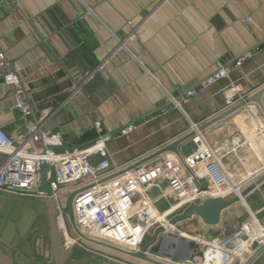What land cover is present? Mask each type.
<instances>
[{
  "label": "crops",
  "instance_id": "1",
  "mask_svg": "<svg viewBox=\"0 0 264 264\" xmlns=\"http://www.w3.org/2000/svg\"><path fill=\"white\" fill-rule=\"evenodd\" d=\"M0 50L34 111L21 116L0 67L1 128L16 136L40 122L69 135L57 149L63 151L90 144L99 124L111 136L110 160L124 163L221 113L230 81L250 96L264 87V0H0ZM220 68L229 78L199 89ZM192 87L194 95L175 101ZM261 100L264 106V94ZM199 133L221 149L225 170L218 184L204 180L206 195L230 197L264 168V108L257 103ZM184 144L181 152L190 153L194 146ZM159 192L151 188L150 197ZM244 202L224 209L217 226L200 229L222 238L247 222L240 220L247 213L262 234L264 186Z\"/></svg>",
  "mask_w": 264,
  "mask_h": 264
},
{
  "label": "built area",
  "instance_id": "2",
  "mask_svg": "<svg viewBox=\"0 0 264 264\" xmlns=\"http://www.w3.org/2000/svg\"><path fill=\"white\" fill-rule=\"evenodd\" d=\"M0 67L6 70L5 83L12 85L15 107L25 119L31 114V105L2 50ZM223 77L229 78L226 69L220 68L206 78L199 89ZM196 92L194 88L186 96ZM222 92V112L242 102L246 104L250 96L236 81H230ZM26 127L25 132L16 136L9 135L0 127V190L35 199L53 198L58 219L63 220L67 233L64 202L70 193H74L72 208L76 228L81 234L130 251H136L147 233L164 224L162 220L167 222L190 203L206 198L207 189L201 190L202 186L207 185L204 180L218 184L222 173H225L218 157L221 149L210 147L201 133L189 140L194 148L188 154H183L181 150L180 154L167 151L138 164L166 143L133 160L114 163L107 149L111 136L104 135L99 124L96 125L98 139L81 148L63 151L57 150L63 147L61 133L46 131L40 122L26 124ZM192 127L195 126L192 124ZM130 128L120 132L125 134ZM42 163L48 165L46 179L50 184V194L40 190ZM163 183L166 186L161 187ZM151 188L160 190L155 199L150 197ZM63 193L62 204L60 200ZM162 200L166 204L164 210L158 207ZM251 220L248 219L222 239L215 240H220V244L225 243L227 248L232 247L229 240L244 232ZM69 236L73 238L74 244L88 253L93 252L88 246L91 243L75 233ZM155 258L158 259L157 256ZM189 263L195 264L190 259Z\"/></svg>",
  "mask_w": 264,
  "mask_h": 264
},
{
  "label": "water",
  "instance_id": "3",
  "mask_svg": "<svg viewBox=\"0 0 264 264\" xmlns=\"http://www.w3.org/2000/svg\"><path fill=\"white\" fill-rule=\"evenodd\" d=\"M20 83L29 99V95L21 80ZM194 88L195 87H192L190 90ZM190 90L178 93L175 101H181ZM263 94L264 87L248 97L247 102H255L261 108H264L261 100ZM244 104L245 103L242 102L229 110L223 111L202 125L196 126L193 124L195 127H192L188 132L176 137L169 143H166L153 154L143 158L138 164L146 162L167 151L180 154V147L182 144L189 141L197 133L205 130L207 127L217 123L224 117L240 109L244 106ZM31 112L34 113L32 106ZM150 114L151 112L146 113L143 117ZM132 123L133 122L130 121L129 124ZM62 138L64 143L63 146H65L66 142H69V135L64 133L62 134ZM96 139H98V137L93 139L90 143L94 142ZM47 170L48 165L46 163H42L40 165V190L50 194V184L46 179ZM261 186H264V168L252 175L248 180L243 181V183L238 186L239 191H233L234 193L230 197L226 198L220 195L207 196L198 202L190 203L180 212L168 219L167 222L169 225H174L178 228L181 222L197 218L201 222L202 226L209 228L217 226L221 221V214L224 209L229 208L236 203L243 202L248 195ZM206 189V186L201 187V190ZM73 196L74 193H70L66 197L63 212L75 235L86 242L104 248L108 252L115 253L122 260L110 258L113 262L112 263L97 258L66 239L62 233L58 216L57 225H55L53 219H51V213L53 210L57 213L53 198L48 197L46 199H35L0 190V264H18L16 261V256H18L17 252L25 257H38L47 264H133L132 262L126 260H137L148 264H170L165 261L162 262L157 260L151 256L152 254H162L170 259L176 260L178 258L170 252L161 250V247L164 244L163 242L167 241V238H174V236H176L174 233L169 231L170 229H168L167 224L158 225L151 233H147L140 242L136 251L119 248L117 246L84 236L75 225L72 208ZM48 217H50V223H48ZM259 222H261L264 227V221L259 219ZM28 230H30L28 235L20 241V238H22ZM201 233V231H196L194 235H201ZM38 240L45 241V253L43 251H40L39 253L37 244ZM176 240L174 239L175 242H172L175 243V245L177 243ZM172 243H170V245ZM177 245L180 246L179 243ZM198 245L199 243L196 241H189L186 245H183L188 250L186 252V256L197 264L202 262L204 256L202 247H199ZM203 245L204 244L201 246ZM263 255L264 244L256 243V248L251 251L245 260H243L242 264H255V262ZM91 259L94 260L93 263H91Z\"/></svg>",
  "mask_w": 264,
  "mask_h": 264
},
{
  "label": "rangeland",
  "instance_id": "4",
  "mask_svg": "<svg viewBox=\"0 0 264 264\" xmlns=\"http://www.w3.org/2000/svg\"><path fill=\"white\" fill-rule=\"evenodd\" d=\"M194 145L191 144L190 142H186L183 147L185 149H191V147H193ZM2 157L0 156V159ZM65 193L61 194V203L63 204V200H64V195ZM66 199V198H65ZM165 201H159L158 203V207L161 209V210H164L165 209ZM65 217V223H66V227H67V231L69 233V235L73 236L74 235V232L71 228V225L70 223L68 222L66 216L64 215ZM259 217H261V215H259ZM257 217H254V219L252 218V220L248 223H250L248 225V227H245L247 228L248 231H246L245 233L249 234L250 237H254L257 233H258V225L256 224V221H254ZM245 219H251V217H248V214L247 213H244L240 220L243 221ZM246 222V221H245ZM244 222V223H245ZM201 222L197 219V218H193V219H190V220H187V221H184V222H181L179 224V227L177 228L181 233H185V234H189L190 236H187V235H183V234H180L178 232H175V231H171L172 233H174L176 236H174V238H167V241L163 242L164 244L162 245L161 247V250H164L166 252H170L171 254H173L174 256L178 257L176 260L174 259H170L169 257L165 256V255H162V254H155V256H157L158 259H160L161 261H168L170 262L171 264L173 263H176V264H184L185 263V260L189 257L186 256V252L188 251L186 249L185 246L183 245H186V243H188L189 241H196L199 243V247H202L205 250H207L208 252L211 251V249L213 250H216V251H226L227 250V245L225 244H214L215 243V239L211 240V238H213L214 234L211 233V232H207V233H203L204 230H201L200 227H201ZM201 230L202 233L201 235H198L199 237L203 238L205 241H202V240H196L195 238L193 237H196L194 236L192 232V230ZM264 230V229H263ZM260 233V231H259ZM229 235V234H227ZM225 235V236H227ZM193 236V237H192ZM224 236V237H225ZM210 239H209V238ZM174 239L177 241L176 245L175 243H172V242H175ZM186 240V242H185ZM212 241V242H210ZM204 242V243H203ZM249 242V241H248ZM170 243H172L170 245ZM179 243L180 245V248L179 246L177 245ZM74 244V243H73ZM202 244H204L203 246H201ZM76 245L77 247L81 248L80 246H78L77 244H74ZM169 245V246H168ZM225 245V246H224ZM90 249H92L93 252L89 253L97 258H100V259H103V260H106V261H109V262H112V258L113 259H120L122 260L121 258H119L118 255H116L115 253L113 252H108L106 251L104 248H101V247H97L95 245H88ZM168 246V247H167ZM232 247H237L236 245L232 246ZM256 248V243L255 241L252 243L250 242V244H248L244 251H243V255H242V263H243V260H245L248 255L251 253V251H253L254 249ZM82 249V248H81ZM84 250V249H83ZM85 251V250H84ZM154 256V255H153ZM16 261L18 264H47L45 263L44 261H42L41 259H30V258H24L22 256H16ZM152 257V256H151ZM111 258V259H110ZM183 258V259H182ZM173 262V263H172ZM241 262V258L239 259H235L234 262L232 264H239ZM113 263V262H112ZM240 263V264H242ZM255 264H264V255L261 256L256 262Z\"/></svg>",
  "mask_w": 264,
  "mask_h": 264
},
{
  "label": "bare ground",
  "instance_id": "5",
  "mask_svg": "<svg viewBox=\"0 0 264 264\" xmlns=\"http://www.w3.org/2000/svg\"><path fill=\"white\" fill-rule=\"evenodd\" d=\"M262 109V108H261ZM241 145V144H240ZM234 151V150H233ZM261 158H263V157H261ZM262 163V162H261ZM259 170V169H258ZM257 171V170H256ZM253 172H255V171H253ZM258 172V171H257ZM227 173V172H226ZM226 176V175H225ZM231 179V178H230ZM232 180V179H231ZM238 190V189H237ZM236 190V191H237ZM239 191V190H238ZM243 203H245L244 201H243ZM252 218V217H251ZM163 221V223L164 224H167V227H168V229H170L169 231H176V232H178V233H180V234H183V235H187V236H190L189 234H185V233H181L178 229H177V227L176 226H171V225H169V223L168 222H165L164 220H162ZM59 222H60V226H61V229H62V233H63V235H64V237L66 238V239H68L72 244L74 243L73 242V238L72 237H70L68 234H67V232H66V230H65V227H64V224H63V220L62 219H60L59 218ZM246 231H248L247 230V228L245 229ZM258 231H260V229H258ZM261 231H262V234L260 233H257L254 237H250V235L249 234H247V233H245V231L244 232H241L240 234H237L236 235V237H233L231 240H229L230 242H231V245H236V243H239V244H242V245H244V243H246V242H248V241H251L252 240V242H256L257 244H264V230H263V228L261 227ZM194 236H196V235H194ZM193 237V236H192ZM194 238H196V239H199V240H202V241H205L203 238H201V237H199L198 235L196 236V237H194ZM223 238V237H222ZM222 238H219V239H222ZM218 240V239H217ZM215 241V242H219V241ZM210 242H212V241H210ZM204 243V242H203ZM216 243V244H217ZM250 244V243H249ZM242 245H240V249H242ZM248 245V244H247ZM246 245V246H247ZM245 246V247H246ZM245 247L243 248V250L241 251V254H240V257L239 258H241V263H242V255H243V251H244V249H245ZM240 249H236V251H234V255H236V253H240ZM202 252H203V250H202ZM203 259H202V262H200L199 264H226L227 263V261L229 260V258L231 257V254L229 253V251H216V250H212L211 249V251H207V250H205L204 252H203ZM158 260V259H157ZM162 262H164V261H162ZM165 262H167V261H165ZM167 263H169V262H167ZM171 264V263H170ZM184 264H190L189 263V258H187L186 260H185V263ZM195 264H197V263H195Z\"/></svg>",
  "mask_w": 264,
  "mask_h": 264
},
{
  "label": "flooded vegetation",
  "instance_id": "6",
  "mask_svg": "<svg viewBox=\"0 0 264 264\" xmlns=\"http://www.w3.org/2000/svg\"><path fill=\"white\" fill-rule=\"evenodd\" d=\"M51 219H53V222L55 223V225H57V222H58V219H57V213H55L54 212V210H53V212L51 213ZM48 223H50V217H48ZM30 232V230H28L27 231V233L22 237V238H20V241L21 240H23L27 235H28V233ZM176 232V231H175ZM194 238V237H193ZM196 239V238H195ZM196 240H199V239H196ZM250 242H252V240L251 241H249V242H246V243H244V245H242V244H239V243H236V246L237 247H230V248H227V251H229V253L231 254V257L229 258V260L227 261V263L226 264H232L233 262H234V260L235 259H239V257H240V254H241V251L243 250V248L247 245V244H249ZM217 242H215L214 244H216ZM37 244H38V251H39V253H40V251H43L44 253H45V251H46V243H45V241H43V240H38L37 241ZM220 244V241L217 243V245H219ZM222 244V243H221ZM225 244V243H224ZM229 244L231 245V242L229 241ZM240 245H242V249H240ZM231 246H234V245H231ZM236 249H240V253H236V255H234V251H236ZM203 250V252H204V249H202ZM17 254L19 255V256H22V257H24V258H30V259H39L38 257H35V256H33V257H25V256H23L22 254H20V253H18L17 252ZM42 260V259H41ZM43 261V260H42ZM45 262V261H44ZM173 263V262H172ZM173 264H176V263H173ZM240 264V263H239Z\"/></svg>",
  "mask_w": 264,
  "mask_h": 264
},
{
  "label": "trees",
  "instance_id": "7",
  "mask_svg": "<svg viewBox=\"0 0 264 264\" xmlns=\"http://www.w3.org/2000/svg\"><path fill=\"white\" fill-rule=\"evenodd\" d=\"M93 262H94V260L91 259V263H93Z\"/></svg>",
  "mask_w": 264,
  "mask_h": 264
}]
</instances>
